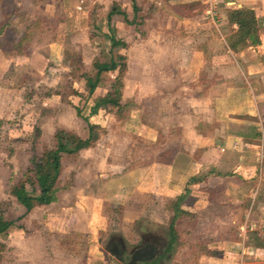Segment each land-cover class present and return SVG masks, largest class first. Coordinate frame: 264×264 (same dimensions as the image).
Masks as SVG:
<instances>
[{
	"label": "rangeland",
	"instance_id": "374dc122",
	"mask_svg": "<svg viewBox=\"0 0 264 264\" xmlns=\"http://www.w3.org/2000/svg\"><path fill=\"white\" fill-rule=\"evenodd\" d=\"M116 1L128 9L129 0ZM138 2L147 17L143 27L153 35L150 43L154 50L173 29L165 28L162 22L169 17L183 18L186 9L181 4L179 7V2H175L177 11L164 0ZM112 3L113 0H0V23L6 20L4 13L11 15L10 31L0 38V217L15 222L0 237L4 245L0 264H125L107 251L110 238L124 241L125 259L144 235L165 246L170 243V200L146 197L140 202L123 201L111 199V192H103L107 179L147 162L153 150L136 134L133 114L137 113L131 103L122 120L103 108L92 117L89 112L95 99L103 95V85L90 97L82 75L94 74L95 59L104 62L109 58V41L104 34L109 32L106 13ZM183 27L174 29L185 34L192 26ZM175 43L178 46L179 40ZM151 46L146 40L129 49L127 95L132 93L134 76H140L144 84L148 82L147 65L138 61L147 60ZM139 69L144 70L137 74ZM112 78L113 74L105 75L104 84ZM79 96L85 99L80 102ZM78 106L82 107V117L100 126L99 138L90 148L63 156L58 201L37 206L26 214L11 188L26 171L32 154L55 146L57 129L87 137V124L77 114ZM143 108L147 114L150 107ZM115 164L126 168L115 169ZM219 222L218 231L228 229L225 220ZM181 224L174 251L160 260L161 264H197L201 256L194 259L200 253L198 245H209L206 237L210 236L195 230L197 225L185 229L186 223ZM247 238V243L263 244L256 233ZM195 246L198 248L193 250ZM249 252L247 264L264 261L263 250Z\"/></svg>",
	"mask_w": 264,
	"mask_h": 264
},
{
	"label": "crops",
	"instance_id": "0c3cea01",
	"mask_svg": "<svg viewBox=\"0 0 264 264\" xmlns=\"http://www.w3.org/2000/svg\"><path fill=\"white\" fill-rule=\"evenodd\" d=\"M175 2L186 12L179 20L169 17L162 22L173 29L154 50L147 29L141 26L139 33L123 16L113 17L118 38L127 44L118 50L128 64L123 99L133 102L136 134L153 150L147 162L107 179L103 192L123 201L146 197L167 201L183 194L192 177L208 175L190 185L182 208L199 216L195 230L209 235L207 248L221 255H201L197 264H247L249 250L264 251V0H214L215 17L200 0H170L166 5L177 11ZM127 7L122 8L129 20L130 4ZM238 8L256 12L261 43L235 51L229 40L237 26L229 23L227 11ZM188 24L192 27L182 34ZM146 40L151 49L147 60L138 63L147 65L148 82L134 76L132 93L127 95L129 49ZM106 91L103 87V95ZM93 105L91 117L100 110L92 112ZM147 105L158 109L146 114ZM221 220L228 229L218 231ZM252 232L263 244L247 243Z\"/></svg>",
	"mask_w": 264,
	"mask_h": 264
},
{
	"label": "trees",
	"instance_id": "16d2710c",
	"mask_svg": "<svg viewBox=\"0 0 264 264\" xmlns=\"http://www.w3.org/2000/svg\"><path fill=\"white\" fill-rule=\"evenodd\" d=\"M166 3L170 0H164ZM130 11L132 18L128 20L127 12L116 0L107 12L106 19L108 22L109 33L104 34L105 39L109 41V58L106 61L95 59L92 63L94 74L82 75L86 81L89 96H93L96 91L103 85L107 90L102 96L95 99L92 112L98 111L100 108L114 113L119 120L125 118V113L130 107L131 100L123 99V89L125 86V74L128 68L127 57L118 52L119 49L126 48L127 44L118 38L113 17L121 15L124 17L127 25H134L139 33H143L140 27L144 25L147 17L143 12V8L139 5L138 0H130ZM227 17L230 24L237 26L236 31L232 34L229 45L238 51L247 47H255L260 45L259 20L256 12L250 8H238L227 11ZM11 15L7 14L6 20L0 23V38L10 31ZM95 29L97 27L94 26ZM30 33V31H29ZM33 36V34H31ZM107 74H115L114 77L104 84V76ZM80 102L85 99L79 96ZM80 106L76 108L77 114L82 117ZM87 124V137L81 138L73 132L59 128L54 134L55 146L46 148L41 153H34L30 156L28 167L22 177L12 186L11 194L17 202L25 209L27 214L37 206H50L58 201L60 187V173L62 168V158L64 155H74L78 152L90 148L99 138L98 130L100 126L90 123L82 117ZM163 160H168L166 155H161ZM192 177L189 179L183 194L170 200V210L172 212L169 233L171 235L170 243L166 246L164 253L159 257L163 260L174 251V246L179 240L181 222H185V229L194 228L199 222V216L196 213L186 211L182 208L190 194V185L207 179ZM15 225L14 221H7L0 217V237L7 234ZM200 253L194 259H198L200 255L220 256L221 252L213 251L207 248L202 242L198 245ZM197 246L192 247L194 250ZM4 245L0 243V260Z\"/></svg>",
	"mask_w": 264,
	"mask_h": 264
},
{
	"label": "flooded vegetation",
	"instance_id": "af4514ba",
	"mask_svg": "<svg viewBox=\"0 0 264 264\" xmlns=\"http://www.w3.org/2000/svg\"><path fill=\"white\" fill-rule=\"evenodd\" d=\"M141 243L133 247L128 252V259H125L127 249L124 241L120 237H112L108 240L107 248H109L117 256L120 261H125V264H160L159 257L164 253L166 248L164 243L156 242L155 239L142 236ZM122 246L120 252L119 247Z\"/></svg>",
	"mask_w": 264,
	"mask_h": 264
},
{
	"label": "built area",
	"instance_id": "2783aa9c",
	"mask_svg": "<svg viewBox=\"0 0 264 264\" xmlns=\"http://www.w3.org/2000/svg\"><path fill=\"white\" fill-rule=\"evenodd\" d=\"M203 3H206L208 6V14L211 15L212 17H215V12H214V0H200Z\"/></svg>",
	"mask_w": 264,
	"mask_h": 264
},
{
	"label": "water",
	"instance_id": "95a60500",
	"mask_svg": "<svg viewBox=\"0 0 264 264\" xmlns=\"http://www.w3.org/2000/svg\"><path fill=\"white\" fill-rule=\"evenodd\" d=\"M119 249H120V252H119V253L123 252V251H122V246H120ZM107 251H108L112 256H117V255H115V254L113 253V251H111L109 248H107Z\"/></svg>",
	"mask_w": 264,
	"mask_h": 264
}]
</instances>
